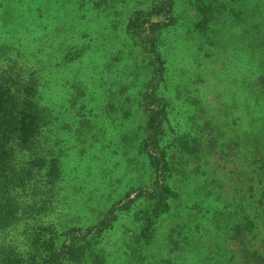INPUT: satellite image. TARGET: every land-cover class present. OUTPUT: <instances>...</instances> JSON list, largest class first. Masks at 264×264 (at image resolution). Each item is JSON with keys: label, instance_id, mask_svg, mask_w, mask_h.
I'll return each instance as SVG.
<instances>
[{"label": "rangeland", "instance_id": "obj_1", "mask_svg": "<svg viewBox=\"0 0 264 264\" xmlns=\"http://www.w3.org/2000/svg\"><path fill=\"white\" fill-rule=\"evenodd\" d=\"M159 1L108 0L103 12L87 5L84 21L94 34L88 45L75 35L82 28L75 2L49 26L47 60H56L71 89L84 92L78 99L84 111L72 121L89 134L84 147L69 148L60 136L56 147L30 144L21 152L17 168L29 196L23 236L47 259L63 248L68 231H101L80 242L68 264H163L167 257L174 264H264V107L255 109L261 121L254 123L247 94L257 88L264 105V17L252 11V0H177L169 27L156 33L164 70L157 80L143 27ZM255 16L250 47L263 60L250 70L241 64L244 51L233 49L245 48L239 36ZM152 86L163 108L156 140L148 136L153 119L142 103ZM49 148L56 153L48 155ZM159 193L169 205L162 230L145 214ZM209 193L205 208L200 202ZM199 206L209 219L194 215L199 226L188 230ZM246 222L253 231L232 239L233 227Z\"/></svg>", "mask_w": 264, "mask_h": 264}, {"label": "trees", "instance_id": "obj_2", "mask_svg": "<svg viewBox=\"0 0 264 264\" xmlns=\"http://www.w3.org/2000/svg\"><path fill=\"white\" fill-rule=\"evenodd\" d=\"M176 1L160 0L157 10L153 12V15L148 16L146 23L152 22L149 26L143 27L146 41L150 42L148 49L152 67L150 70L152 69V75L157 80L162 79L164 70L158 54L160 39L156 37V33H163L169 27ZM262 1L252 0V11L254 10L256 14L259 11L264 17ZM74 2L77 4L74 15L82 24V28L75 35L78 42L88 45L94 35L90 30L91 26H87V22L84 21L86 17L84 13L87 5L90 4L89 0H0V264H68L70 261H75L74 257L79 251L80 242L86 241L91 235L101 234V231L97 229L86 231L72 229L67 232L63 248L47 259L42 258V255L35 252L33 248L30 249L29 238L23 236L25 225L28 224V220L24 217L27 211V209L24 210V205L27 204L29 196L26 194V184L19 177L17 168L19 159L22 157L21 152H24L30 144L43 145L44 149L47 148L46 145L56 147L62 142L60 136L68 142L69 148L73 145L77 147V143L84 147L89 134L81 126L75 127V122L72 121L74 118L77 119L78 113L84 111L78 102L79 98L84 97V92L78 87L71 89L73 83L61 75L62 70L56 67V60H47L49 46L46 45L48 42L46 32L51 28L50 25L57 22V18L68 16L67 13L72 10L71 7H74ZM109 6L108 0H96L88 8L91 11L103 12ZM259 20L260 16L252 17L251 29L240 34L239 42L245 48L233 49L235 53L244 51L247 61V63L241 61L244 69L253 70L255 65L263 60L262 53L253 52L250 47ZM51 35H53L52 32ZM21 36H24L23 39ZM13 38L18 39L13 42ZM71 42H74V39ZM222 43L226 47L231 45L226 39H223ZM91 69L93 74L94 67L91 66ZM156 91V86L148 87L142 95V103L145 104L153 119L148 136L150 135V138L154 140L159 137L163 129V108L159 98H156ZM258 93L257 88L248 89L247 93L248 98L252 100L250 102L254 103L250 107L253 109L250 110V114L254 115L256 124L261 121V110L255 109L264 107L256 99ZM64 110H70L66 114L68 118H65ZM88 123L90 120L83 121V124ZM151 129H153L152 133ZM262 148L264 149V145ZM50 153L54 155L56 151L50 152L49 148L48 155ZM81 153L84 155L83 151ZM35 173L33 205H39L41 200L38 197L37 184L41 175L38 171ZM159 194L157 203L145 214L147 218L157 219L158 226L162 230L166 226L162 219L167 217L169 205L167 197H163L164 193ZM210 196L209 193L200 202L205 205V208L207 203V206L212 204L208 201ZM229 209V214L233 215L234 209L232 207ZM208 211L204 214L200 206L194 210L189 216L188 224L192 226L188 230L195 231L199 226L194 223V215L200 220L205 218L207 221ZM53 212L54 209L49 216L52 217ZM23 219H26V222ZM31 219L35 221L36 217ZM169 224L167 223V226L170 227ZM245 226L242 227L241 224L234 226L231 238L233 239L237 233H243L244 230H247L249 234L254 229L251 222H246ZM95 230L99 232L91 234V231ZM198 234L199 231H196V235ZM166 239L168 242L177 244L174 236H168ZM162 261L163 264H174L169 257Z\"/></svg>", "mask_w": 264, "mask_h": 264}]
</instances>
